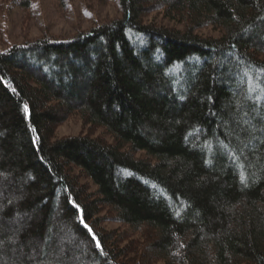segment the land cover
I'll return each mask as SVG.
<instances>
[{
  "label": "trees",
  "instance_id": "1",
  "mask_svg": "<svg viewBox=\"0 0 264 264\" xmlns=\"http://www.w3.org/2000/svg\"><path fill=\"white\" fill-rule=\"evenodd\" d=\"M113 1L0 50V264H264V0ZM72 115L112 141L54 138ZM103 207L141 242L98 228Z\"/></svg>",
  "mask_w": 264,
  "mask_h": 264
},
{
  "label": "rangeland",
  "instance_id": "2",
  "mask_svg": "<svg viewBox=\"0 0 264 264\" xmlns=\"http://www.w3.org/2000/svg\"><path fill=\"white\" fill-rule=\"evenodd\" d=\"M120 17L121 11L113 0H0V50L40 38L68 40L78 33L89 31L93 26ZM144 22L167 28L184 29L182 23L166 17L160 10L148 13L144 17ZM195 33L204 37L219 35V31L210 26H204ZM261 58H264V54ZM76 135L102 137L112 141L102 128L84 124L78 115L70 116L54 132V138ZM143 155L141 152L136 153V156ZM72 173L83 189L94 197L96 188L91 181L77 169ZM111 215L112 213L103 207L96 217L98 228L124 238L121 245L141 242L138 232L115 221ZM127 258L130 264H164L162 261L149 263L137 261L133 253H128Z\"/></svg>",
  "mask_w": 264,
  "mask_h": 264
},
{
  "label": "snow or ice",
  "instance_id": "3",
  "mask_svg": "<svg viewBox=\"0 0 264 264\" xmlns=\"http://www.w3.org/2000/svg\"><path fill=\"white\" fill-rule=\"evenodd\" d=\"M89 15H90V14H89ZM97 246H99V244H98Z\"/></svg>",
  "mask_w": 264,
  "mask_h": 264
}]
</instances>
